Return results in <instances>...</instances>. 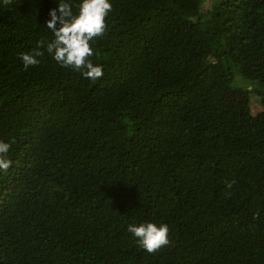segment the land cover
<instances>
[{"label": "trees", "instance_id": "obj_1", "mask_svg": "<svg viewBox=\"0 0 264 264\" xmlns=\"http://www.w3.org/2000/svg\"><path fill=\"white\" fill-rule=\"evenodd\" d=\"M203 2L109 0L91 80L23 66L59 0H0V264H264V0Z\"/></svg>", "mask_w": 264, "mask_h": 264}, {"label": "clouds", "instance_id": "obj_2", "mask_svg": "<svg viewBox=\"0 0 264 264\" xmlns=\"http://www.w3.org/2000/svg\"><path fill=\"white\" fill-rule=\"evenodd\" d=\"M9 3L11 0H4L5 5ZM77 7L79 11L74 14L71 3L59 0L57 7L49 10L50 19L46 21V27L53 38L51 41L40 40L31 52L21 53L26 70L29 66L39 65L41 61L38 58L47 52L61 67L81 72L85 78L97 80L103 76L102 65L93 64L91 60L94 55L91 43L105 34V18L112 11V5L109 0H81ZM9 149V143L0 141V170L5 172L12 164L7 158ZM232 183L234 181L229 182L227 187L231 188ZM127 231L137 238L138 245L149 254L158 252L170 243L167 224H130Z\"/></svg>", "mask_w": 264, "mask_h": 264}, {"label": "rangeland", "instance_id": "obj_3", "mask_svg": "<svg viewBox=\"0 0 264 264\" xmlns=\"http://www.w3.org/2000/svg\"><path fill=\"white\" fill-rule=\"evenodd\" d=\"M210 2H211V0H204L203 5L208 4V3H210ZM237 81L240 82V78H239V77L237 78ZM242 83H243V84H242ZM242 83H241V85H244V82H242Z\"/></svg>", "mask_w": 264, "mask_h": 264}]
</instances>
